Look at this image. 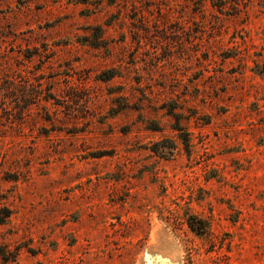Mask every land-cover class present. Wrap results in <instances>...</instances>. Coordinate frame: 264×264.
I'll list each match as a JSON object with an SVG mask.
<instances>
[{
	"label": "rangeland",
	"instance_id": "374dc122",
	"mask_svg": "<svg viewBox=\"0 0 264 264\" xmlns=\"http://www.w3.org/2000/svg\"><path fill=\"white\" fill-rule=\"evenodd\" d=\"M3 207L0 264H264V0H0Z\"/></svg>",
	"mask_w": 264,
	"mask_h": 264
},
{
	"label": "trees",
	"instance_id": "16d2710c",
	"mask_svg": "<svg viewBox=\"0 0 264 264\" xmlns=\"http://www.w3.org/2000/svg\"><path fill=\"white\" fill-rule=\"evenodd\" d=\"M170 115H172V117L174 119V121L170 125L171 129L177 133V137L180 139L184 149L188 150L189 143H188L187 132L184 131V128L181 125L180 120L176 116V114H173L172 112H170ZM159 144H160V141L153 142L150 149L154 153H158V154L162 153V155H165L166 153L159 151V148H158ZM174 145L175 144L172 143V146H170V147L172 148V147H174ZM170 152H171V150L167 151V153H170ZM0 209L2 210L1 214H0V224H2L9 217L10 211L6 207L0 208ZM186 223H187L188 227L197 234H202L203 231L206 229L205 221L200 219V218H196L195 216L189 215L186 218ZM16 249L17 248L15 247V250H11V251L7 250L6 251L2 247H0V258H1V260H3L4 262L9 261V260H13L16 256Z\"/></svg>",
	"mask_w": 264,
	"mask_h": 264
}]
</instances>
